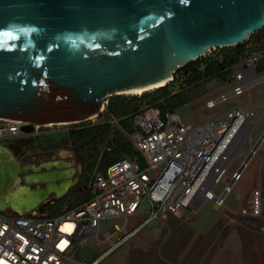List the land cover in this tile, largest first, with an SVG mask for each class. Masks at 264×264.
<instances>
[{"label":"water","instance_id":"obj_1","mask_svg":"<svg viewBox=\"0 0 264 264\" xmlns=\"http://www.w3.org/2000/svg\"><path fill=\"white\" fill-rule=\"evenodd\" d=\"M263 28L264 0H0V119L89 120ZM66 166L21 165L0 144V210L54 203L77 182Z\"/></svg>","mask_w":264,"mask_h":264},{"label":"built area","instance_id":"obj_2","mask_svg":"<svg viewBox=\"0 0 264 264\" xmlns=\"http://www.w3.org/2000/svg\"><path fill=\"white\" fill-rule=\"evenodd\" d=\"M257 43L248 39L241 45L248 49ZM213 50L173 72L164 85L149 89L169 97H190L187 121L179 116L178 107L169 110L163 100L121 118L126 123L119 131L127 137L131 153L113 159L104 171H93L88 199L56 215L45 211L51 204L24 212L0 210V264H79L74 256L90 236L107 245L106 256L151 221L164 222L168 213L184 219L207 201L216 208L225 207L227 194L242 181L264 142L257 143L261 133L253 139L261 111L254 90L264 82V70L257 64L264 48L246 51L236 63L207 75L204 68L209 63L223 62L222 55ZM27 126L31 129H23ZM41 127L45 126L0 119V144L25 151L41 134ZM111 134L103 148L108 152ZM230 150L234 157L227 155ZM237 156L240 161L230 171ZM243 199L236 213L251 222L262 205L256 177ZM133 216L141 218L129 223ZM115 217H121L122 224L99 234L101 221ZM235 219L229 217L225 223ZM102 256L88 264H97Z\"/></svg>","mask_w":264,"mask_h":264},{"label":"rangeland","instance_id":"obj_3","mask_svg":"<svg viewBox=\"0 0 264 264\" xmlns=\"http://www.w3.org/2000/svg\"><path fill=\"white\" fill-rule=\"evenodd\" d=\"M255 37L253 36L251 41L259 42L258 45L260 46L255 47V52H258L262 49L261 45L264 44V37L262 34L257 38ZM221 49L216 48L213 52L219 53ZM257 68L264 70V54L258 61ZM118 96L119 99L124 101L126 106H131L132 110L113 116L107 112V103L102 107L103 112L89 120L41 127V134L33 138L30 145L25 147V153L23 154L12 150L13 156L21 165H38L41 159L44 162L64 160L70 163L71 168L74 170L73 177L77 178V182L60 197L64 198V203L58 208L57 213L77 207L83 200L88 199L90 195L89 182L93 171H104L101 168L102 163L99 157L95 158L86 144H81L79 150H77L73 142L69 139H64L61 134L69 131H78L83 127L94 124L108 123L110 125L109 131L103 135V140L97 144V148L102 153L105 142L110 133H112V150L109 152L104 150V159L107 161L113 160L123 154L119 151V147H129L127 137L119 131L126 123L121 118L148 103L160 102V100L166 103L169 98L163 92L158 93L151 90H146L141 95L123 93ZM110 98L112 101L117 99V97ZM254 98L256 104H264V82L255 88ZM185 99L186 103L178 107V114L183 121H187L190 118V107L188 104L191 98L186 97ZM232 103L233 101H230L226 105ZM114 119H116L120 127L114 125ZM263 122L264 119L255 127L253 131L254 140L261 133ZM51 133H56V135L51 137ZM263 152L264 148H261L246 169L243 176L245 190H243L242 181L236 182L226 196L225 207L216 208L210 201H207L194 212H189V216L184 219L168 213L164 222L151 221L144 230L106 256L103 253L107 245L96 241L95 238L90 236L87 238V244L78 248L74 258L79 264H88L91 260L98 259L102 255L97 264H208L209 261H211V264H264ZM62 154L65 156L63 157ZM234 156L235 152L232 151L230 157ZM239 161L240 158L237 156L236 160L231 164L230 171L235 169ZM254 177H256V184L261 189L262 205L260 213L252 217L251 222H247L248 217H239L236 211L244 201L243 192H246V189L252 185ZM55 208L57 206L52 203L45 208V211L47 214H51L55 211ZM229 217L236 219L234 222L226 224V219ZM133 220L135 219L130 218L129 223ZM122 221L121 217L102 220L98 231L99 234H103L109 228L120 226Z\"/></svg>","mask_w":264,"mask_h":264},{"label":"trees","instance_id":"obj_4","mask_svg":"<svg viewBox=\"0 0 264 264\" xmlns=\"http://www.w3.org/2000/svg\"><path fill=\"white\" fill-rule=\"evenodd\" d=\"M262 34V36L264 37V28L257 32L254 33L250 36L249 39H252L253 36H257ZM259 42L256 45H252L250 48H246L244 45H237L234 47H229V48H222L219 51V54L222 55L223 57V62L221 64L219 63H214L211 62L209 63L205 68H204V73L205 74H212L217 72L219 69H221L222 67L225 66H230L234 63H236L238 61V59L245 54L246 51H250V50H255V47H259L260 45H258ZM262 49L264 48V44L261 45ZM260 49V48H258ZM199 64V63H198ZM111 97H117L116 100L112 101L111 98L109 99V102L107 104V112L110 115L116 116L120 113H126L131 109V106H126V104L124 103V101L122 99H119L118 95H113ZM186 97L184 96H178V95H173L170 96L168 98V100H166V107L169 110H173L177 107L182 106L183 104L186 103ZM114 99V98H113ZM109 127L110 125L106 122L103 123H99V124H94V125H90V126H86L81 128L78 131H69V132H64L63 134H61V136L64 139H69L73 142L74 147L79 150V146L81 144H86L87 148L93 153L95 158L100 159L101 164V168L102 170H105L106 166L112 161V160H106L104 159L105 157V151H103L102 153H100V151L97 148V144L101 143L103 140V135L106 134L109 131ZM54 135H56V133H51V137H53ZM119 151L123 154H130L131 151L129 149L128 146H121L119 147ZM89 198V196H88ZM64 203V198H59L58 200H56L53 205L57 206V208H55V211H53L51 214L49 215H56L58 214V208H60L61 205H63Z\"/></svg>","mask_w":264,"mask_h":264},{"label":"bare ground","instance_id":"obj_5","mask_svg":"<svg viewBox=\"0 0 264 264\" xmlns=\"http://www.w3.org/2000/svg\"><path fill=\"white\" fill-rule=\"evenodd\" d=\"M166 83V81H164V82H162V83H159V84H156V85H153V86H150V87H146V88H141V89H133V90H131V91H125V92H122V94L123 93H128V94H140V93H142V92H144V91H146V90H149V89H151V88H153V87H158V86H162V85H164ZM91 118H94V116H92ZM41 126H45V127H47V126H51V123H46V124H42ZM261 148H264V146L263 145H261ZM260 148V149H261ZM62 153H64V152H62ZM232 153V150H230L229 152H228V156L230 157V154ZM238 155H241V153H237ZM242 154H245V153H242ZM62 156H63V154H62ZM65 156V155H64ZM63 156V157H64ZM46 163H50V164H52V163H57V162H46ZM66 163H67V168L71 171V173H72V175H74V170L71 168V165H70V163H68L67 161H66ZM245 172H246V170L244 171V174H245ZM244 176V175H243ZM244 180V177H243V179H242V181ZM14 188L15 189H19L20 188V185L19 184H16L15 186H14Z\"/></svg>","mask_w":264,"mask_h":264},{"label":"crops","instance_id":"obj_6","mask_svg":"<svg viewBox=\"0 0 264 264\" xmlns=\"http://www.w3.org/2000/svg\"><path fill=\"white\" fill-rule=\"evenodd\" d=\"M260 35H257L255 38H257V37H259ZM264 117V104H262L261 105V111L259 112V116H258V119H257V124L262 120V119H264L263 118ZM264 129V122H263V126H262V130ZM262 130H261V132H262ZM263 156H264V152H263V154H262V158H263ZM242 185H243V190H245L244 188H245V184H244V182L242 181ZM133 219H135V220H133L132 222H134V221H138V220H140V216H133L132 217ZM208 264H211V261H209V263Z\"/></svg>","mask_w":264,"mask_h":264},{"label":"flooded vegetation","instance_id":"obj_7","mask_svg":"<svg viewBox=\"0 0 264 264\" xmlns=\"http://www.w3.org/2000/svg\"><path fill=\"white\" fill-rule=\"evenodd\" d=\"M15 152H16V150H15ZM18 153H20V154L22 153V154H23L24 151H19ZM40 162H43V160H40ZM40 162H39V163H40ZM26 165H30V164H26ZM23 175H24V174H21L22 177H23Z\"/></svg>","mask_w":264,"mask_h":264}]
</instances>
